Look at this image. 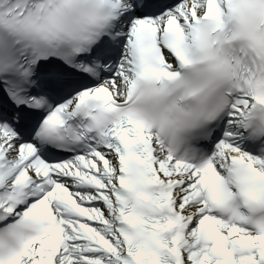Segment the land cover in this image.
<instances>
[{
  "label": "snow or ice",
  "instance_id": "1",
  "mask_svg": "<svg viewBox=\"0 0 264 264\" xmlns=\"http://www.w3.org/2000/svg\"><path fill=\"white\" fill-rule=\"evenodd\" d=\"M0 264H264V0H0Z\"/></svg>",
  "mask_w": 264,
  "mask_h": 264
}]
</instances>
